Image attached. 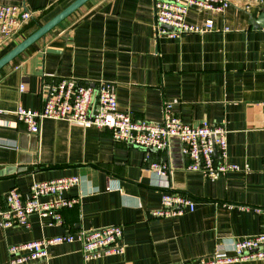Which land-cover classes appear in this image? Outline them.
I'll return each instance as SVG.
<instances>
[{
    "label": "crops",
    "instance_id": "crops-1",
    "mask_svg": "<svg viewBox=\"0 0 264 264\" xmlns=\"http://www.w3.org/2000/svg\"><path fill=\"white\" fill-rule=\"evenodd\" d=\"M73 1L0 0L35 12L0 48V58ZM153 4L89 0L0 69V139L6 144L0 146V200L13 187L28 195L34 181L71 175L83 181L65 195L84 193L79 205L62 210V224L33 214L27 226L0 227V264H11L10 245L81 228L121 224L124 252L86 263L75 240L21 264H185L210 256L217 242L263 230L264 214L256 210L264 209L263 7L243 0L224 11L192 6L188 20L213 19V30L168 38L156 36ZM64 77L111 83L119 110L135 119L161 121L171 103L187 123L225 125L227 159L239 169L216 177L188 170L183 144L172 137L167 149L150 151L151 159L169 166V175L160 177L145 161V149L115 139L109 129L45 119L39 133L29 132L16 109L40 108L50 86ZM112 179H119L120 190L110 189ZM170 190L189 195L195 210L153 217Z\"/></svg>",
    "mask_w": 264,
    "mask_h": 264
},
{
    "label": "built area",
    "instance_id": "built-area-1",
    "mask_svg": "<svg viewBox=\"0 0 264 264\" xmlns=\"http://www.w3.org/2000/svg\"><path fill=\"white\" fill-rule=\"evenodd\" d=\"M235 1L154 0L156 36L178 38L187 33L210 32L214 28L213 19H206L203 24L190 22L187 18L189 9L198 6L224 11ZM243 1L261 5L264 10V0ZM34 15L35 12L25 6L0 2V48L13 41ZM20 90H26L25 82L21 83ZM262 107L264 109V100ZM15 112L18 120L31 133H39L45 119L109 129L115 139L145 149V161L150 170L160 177L169 175V166L162 159H151L150 151L167 149L172 137L179 138L183 144L182 151L190 160L188 170L201 172L206 177H216L239 169L236 163L227 159L228 129L225 125L207 120L196 125L187 123L173 113L171 103L165 105L161 121L135 119L129 112L119 110L117 93L113 85L105 80L84 82L74 77L61 78L50 86L40 108L19 106ZM5 145V141L0 139V146ZM82 181L79 175L34 181L28 195L22 194L17 187L11 188L5 193L4 200H0V227L27 226L33 214L42 218L51 216L52 223L62 224V210L79 205L84 197V193L67 196L65 191L72 186H79ZM110 189H121L119 179L111 180ZM194 210L195 202L189 195L170 190L163 193L161 206L152 210L151 215L172 218ZM256 210L264 214V209ZM123 236L124 228L121 224L95 229L81 228L10 245L8 253L11 264H21L46 258L48 248L52 245L79 240L84 260L89 263L103 255L123 253ZM228 242H217L210 256L185 264H222L250 260L264 263V227L260 233Z\"/></svg>",
    "mask_w": 264,
    "mask_h": 264
},
{
    "label": "water",
    "instance_id": "water-1",
    "mask_svg": "<svg viewBox=\"0 0 264 264\" xmlns=\"http://www.w3.org/2000/svg\"><path fill=\"white\" fill-rule=\"evenodd\" d=\"M87 1H89V0H75V1H73L70 5H68L66 8H64L58 14H56L48 22L42 24L38 29L33 31L28 37H26L23 41L18 43L14 48H12L9 52H7L5 55H3L0 58V69L3 68L10 61H12L15 57H17L24 50H26L35 41H37L39 38L43 37L46 33H48L54 27H56L58 24H60L68 16L73 14L76 10H78Z\"/></svg>",
    "mask_w": 264,
    "mask_h": 264
},
{
    "label": "trees",
    "instance_id": "trees-1",
    "mask_svg": "<svg viewBox=\"0 0 264 264\" xmlns=\"http://www.w3.org/2000/svg\"><path fill=\"white\" fill-rule=\"evenodd\" d=\"M31 20H32V19H31ZM31 20H30V21H31ZM30 21L25 25L24 28L21 29V31L24 30V29L28 26V24L30 23ZM29 26H30V25H29ZM38 28H39V27H38ZM38 28H35L33 31H35V30L38 29ZM21 31H20V32H21ZM33 31H32V32H33ZM20 32H19V33H20ZM32 32H31V33H32ZM19 33H18V34H19ZM31 33H30V34H31ZM18 34H17V35H18ZM30 34H29V35H30ZM29 35H28V36H29ZM28 36H27V37H28ZM16 37H17V36H16Z\"/></svg>",
    "mask_w": 264,
    "mask_h": 264
}]
</instances>
